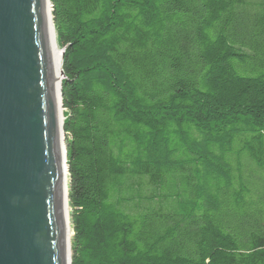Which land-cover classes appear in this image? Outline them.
<instances>
[{
    "label": "trees",
    "instance_id": "trees-1",
    "mask_svg": "<svg viewBox=\"0 0 264 264\" xmlns=\"http://www.w3.org/2000/svg\"><path fill=\"white\" fill-rule=\"evenodd\" d=\"M71 264H264V0H50Z\"/></svg>",
    "mask_w": 264,
    "mask_h": 264
},
{
    "label": "water",
    "instance_id": "water-1",
    "mask_svg": "<svg viewBox=\"0 0 264 264\" xmlns=\"http://www.w3.org/2000/svg\"><path fill=\"white\" fill-rule=\"evenodd\" d=\"M58 96L48 0H0V264H68Z\"/></svg>",
    "mask_w": 264,
    "mask_h": 264
},
{
    "label": "bare ground",
    "instance_id": "bare-ground-1",
    "mask_svg": "<svg viewBox=\"0 0 264 264\" xmlns=\"http://www.w3.org/2000/svg\"><path fill=\"white\" fill-rule=\"evenodd\" d=\"M48 7H49V20L50 24L52 26V33H53V39H54V51L56 54V70H57V76L59 78V96H58V103H59V124H60V136H61V144H62V150H63V179H64V194H65V212H66V239H67V254H68V264H69V257H70V251H69V237H70V222H69V205H68V196H67V183H68V170H67V165H66V157H65V150H64V142H63V134H62V107H61V93H60V82L62 79V58H61V52L58 50L57 44H56V38H55V32H54V27H53V21H52V15H51V8L49 5V0H48Z\"/></svg>",
    "mask_w": 264,
    "mask_h": 264
},
{
    "label": "rangeland",
    "instance_id": "rangeland-1",
    "mask_svg": "<svg viewBox=\"0 0 264 264\" xmlns=\"http://www.w3.org/2000/svg\"><path fill=\"white\" fill-rule=\"evenodd\" d=\"M57 47H58V50L62 53L63 52L62 49L59 48V46H57ZM62 113H63V109H62ZM64 138H65V134H64ZM69 211H70V208H69ZM69 222H70V216H69ZM70 228H71V225H70ZM71 237H72V229H71V232H70V237H69L70 239L69 240H71Z\"/></svg>",
    "mask_w": 264,
    "mask_h": 264
}]
</instances>
